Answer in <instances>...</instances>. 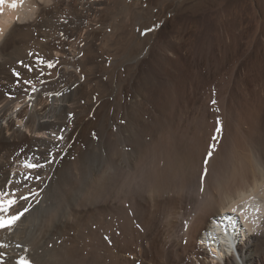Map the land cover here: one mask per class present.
<instances>
[{
	"label": "bare ground",
	"instance_id": "bare-ground-1",
	"mask_svg": "<svg viewBox=\"0 0 264 264\" xmlns=\"http://www.w3.org/2000/svg\"><path fill=\"white\" fill-rule=\"evenodd\" d=\"M163 1L148 0L146 8L141 1L124 0H5L0 5V217L19 215L11 227L0 228V264H17L18 257L35 264H136L148 250L142 232L130 229L134 210L124 203H144L153 190L163 199L156 192L150 198L169 218L157 224L168 231V240L162 237L160 259L151 264H264L263 143H226L224 133L205 164L207 147L198 141L196 151L156 146L133 175L121 170L119 155L111 154L133 147L131 121H124L119 109L109 115L113 94L123 95L127 88L125 81L116 85L115 74L124 64L131 68L151 43L153 33L140 39L134 25L148 28L153 8ZM108 10L122 17L124 44L132 47L137 38L139 49L118 51L112 36L96 37V20L105 19ZM78 42L93 43V49ZM127 81L128 94L135 81ZM133 152L128 163H135ZM192 191L199 192L193 197ZM110 229L121 234L112 235L117 247ZM142 264L150 263L143 259Z\"/></svg>",
	"mask_w": 264,
	"mask_h": 264
},
{
	"label": "rangeland",
	"instance_id": "rangeland-1",
	"mask_svg": "<svg viewBox=\"0 0 264 264\" xmlns=\"http://www.w3.org/2000/svg\"><path fill=\"white\" fill-rule=\"evenodd\" d=\"M136 1H141L143 7H148V0H124L126 4ZM159 4L158 7L153 8L154 15H152V23L148 28L140 30V23L134 25V31L140 39L153 33L151 43L144 48L143 53L141 52V57L136 58V62L129 63L132 66L128 64L132 69L124 68V64L121 67L123 72H119L121 68L118 69L121 74L115 72L117 74H115L116 85L125 81L123 84L127 87L126 91H128L127 79L133 82L137 77L136 81L138 80V83L135 81L129 85L132 86L129 89V98L126 91L122 95L117 92L118 90L112 96L115 102L109 115L115 116V112L119 109L120 116L125 117L123 120L128 119L127 122L131 121L130 126L132 125V128L128 130L129 133L132 132L131 145L133 144V147L129 149L121 146L120 149H114L111 152L114 157L118 155L121 157V170L128 175L135 174L138 171L135 168L136 165L138 163L141 165L142 160L152 148L164 147L168 144L179 147V150H188L193 147V151H196L202 144L203 148L207 147L203 161L205 164L209 152L215 148L224 133L228 137L226 143L230 141L243 144L259 142L264 146V0H164ZM102 14L100 15L103 16ZM119 16L114 11L108 10V16L105 19L97 18L96 37H103L102 39L105 40L112 36L111 41L114 44L116 42L114 49L118 51L126 49L131 53L133 51L131 49H139L135 45L138 43L141 45L142 42L136 38L138 43L135 41L132 47L124 44L122 37H119L120 31L124 29V27L119 28L122 20ZM105 20L108 23H105ZM102 23H105L104 26ZM78 43L75 45L85 46L84 49H93L94 46L93 43H85L83 46L82 43ZM94 48L101 49L98 46ZM218 127L219 132L216 131ZM226 127V132H224ZM255 134L257 137L254 138ZM242 138L246 139L243 141ZM196 141L200 144L198 145ZM132 152L136 157L134 164L131 161L128 163ZM163 160L162 158L160 167L163 165ZM203 174L204 170L201 176H204ZM135 187L138 189L140 185L136 184ZM153 191V194H148L144 203L139 204L136 200H134L135 203L133 201L124 203V207H132L130 212L134 210L130 214L132 218L128 220L130 229L136 235L138 234L137 228L142 232L144 240L142 244L148 250L141 255V260H136V264H142L143 259L150 264L160 259L158 247L160 248L162 237L168 240V231L164 229L165 227H160V231L157 224L161 218L165 220L169 216L165 214L164 208L156 205L153 198H150V196H158L159 200L163 199L159 190ZM169 192V196H172L175 190ZM198 192L192 191L191 195L198 194ZM200 193V195L205 194ZM164 197L169 198L167 192L164 193ZM138 204L142 213L138 209ZM142 204L144 208L141 207ZM178 204L176 206H179ZM203 204L201 203L199 209L204 206ZM143 213L147 216L143 217ZM134 220H140V223L138 221L135 223ZM97 229L105 231L104 227ZM108 231L111 233L112 242L117 247L113 236L117 238L121 234L115 229ZM186 241L187 238L182 239V248ZM168 245H164L165 250H168ZM128 250L126 251L129 252ZM127 256L133 260L130 253ZM187 256L189 257V254ZM216 260L219 259L216 258ZM105 264H120V262H106Z\"/></svg>",
	"mask_w": 264,
	"mask_h": 264
},
{
	"label": "snow or ice",
	"instance_id": "snow-or-ice-1",
	"mask_svg": "<svg viewBox=\"0 0 264 264\" xmlns=\"http://www.w3.org/2000/svg\"><path fill=\"white\" fill-rule=\"evenodd\" d=\"M4 3H5V0H0V5H3ZM9 6L14 8L16 5H15V3H12ZM216 131L217 132L220 131L219 127L216 129ZM209 155H211V153H209ZM29 166H31V165H29ZM8 203L12 204V203H14V201H9ZM18 219H19V215L11 217L9 219H5L4 217H0V228L11 227V225ZM24 264H27V262L24 261Z\"/></svg>",
	"mask_w": 264,
	"mask_h": 264
}]
</instances>
